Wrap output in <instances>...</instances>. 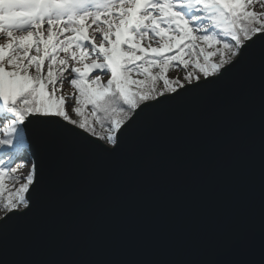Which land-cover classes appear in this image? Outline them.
<instances>
[{
    "label": "snow or ice",
    "instance_id": "1",
    "mask_svg": "<svg viewBox=\"0 0 264 264\" xmlns=\"http://www.w3.org/2000/svg\"><path fill=\"white\" fill-rule=\"evenodd\" d=\"M212 205L239 258L127 253ZM0 264H264V0H0Z\"/></svg>",
    "mask_w": 264,
    "mask_h": 264
},
{
    "label": "water",
    "instance_id": "2",
    "mask_svg": "<svg viewBox=\"0 0 264 264\" xmlns=\"http://www.w3.org/2000/svg\"><path fill=\"white\" fill-rule=\"evenodd\" d=\"M27 144V142H26ZM165 235L142 248H129L130 256L142 258L201 259L226 261L239 258L245 250L238 242L236 225L220 205H212L204 214L169 215L159 221ZM249 243L259 240L258 165L253 185V198L243 224Z\"/></svg>",
    "mask_w": 264,
    "mask_h": 264
},
{
    "label": "rangeland",
    "instance_id": "3",
    "mask_svg": "<svg viewBox=\"0 0 264 264\" xmlns=\"http://www.w3.org/2000/svg\"><path fill=\"white\" fill-rule=\"evenodd\" d=\"M259 10V9H257ZM179 74L180 76H183L184 73L181 71L180 73H170V75L172 76H175ZM63 91L65 93H70L71 92V89H70V86L68 85L67 81L65 82V86H64V89ZM71 106H72V100L71 98H69L68 100V111H69V115L73 118V119H79L78 116L72 112L71 110ZM18 159H16L17 161ZM14 161L12 166L13 167H16L17 165H20L21 167L19 168V172H18V175L21 177L20 181L19 182H23V177L26 176L29 172V169L31 167V161Z\"/></svg>",
    "mask_w": 264,
    "mask_h": 264
},
{
    "label": "trees",
    "instance_id": "4",
    "mask_svg": "<svg viewBox=\"0 0 264 264\" xmlns=\"http://www.w3.org/2000/svg\"><path fill=\"white\" fill-rule=\"evenodd\" d=\"M79 118V117H78ZM97 131H102L99 126L97 125ZM27 148V144H25V149ZM25 149H22L19 153H17V161H23L24 159H21L20 157H23L25 155ZM16 161V160H15ZM16 161V162H17ZM25 161V160H24Z\"/></svg>",
    "mask_w": 264,
    "mask_h": 264
}]
</instances>
